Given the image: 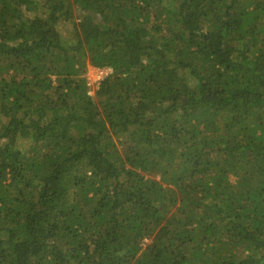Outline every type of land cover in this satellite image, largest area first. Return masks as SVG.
Masks as SVG:
<instances>
[{"label": "trees", "instance_id": "trees-1", "mask_svg": "<svg viewBox=\"0 0 264 264\" xmlns=\"http://www.w3.org/2000/svg\"><path fill=\"white\" fill-rule=\"evenodd\" d=\"M0 264H264V0H0Z\"/></svg>", "mask_w": 264, "mask_h": 264}, {"label": "built area", "instance_id": "built-area-1", "mask_svg": "<svg viewBox=\"0 0 264 264\" xmlns=\"http://www.w3.org/2000/svg\"><path fill=\"white\" fill-rule=\"evenodd\" d=\"M111 71H112V69L110 67H93V66H90L89 70L87 72V76L89 75L88 79L90 80V79H92V76L90 74L95 73L96 80H94L95 81L94 83L97 84L99 80L103 79ZM88 84H90V81L88 82Z\"/></svg>", "mask_w": 264, "mask_h": 264}, {"label": "rangeland", "instance_id": "rangeland-1", "mask_svg": "<svg viewBox=\"0 0 264 264\" xmlns=\"http://www.w3.org/2000/svg\"><path fill=\"white\" fill-rule=\"evenodd\" d=\"M91 76H92V79H90L89 81H90V86L92 87V88H95V86H96V84L94 83L95 81L94 80H96V75H95V73H92V74H90ZM89 76V75H88ZM87 76V77H88ZM90 76V77H91ZM91 93H94L95 91L92 89L91 91H90Z\"/></svg>", "mask_w": 264, "mask_h": 264}]
</instances>
